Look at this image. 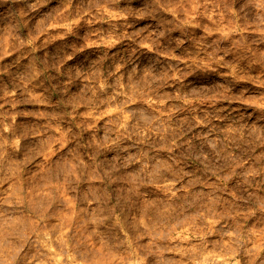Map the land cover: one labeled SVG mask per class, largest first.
Returning <instances> with one entry per match:
<instances>
[{
    "label": "clouds",
    "instance_id": "obj_1",
    "mask_svg": "<svg viewBox=\"0 0 264 264\" xmlns=\"http://www.w3.org/2000/svg\"><path fill=\"white\" fill-rule=\"evenodd\" d=\"M72 4L0 0V264H264V0Z\"/></svg>",
    "mask_w": 264,
    "mask_h": 264
},
{
    "label": "rangeland",
    "instance_id": "obj_2",
    "mask_svg": "<svg viewBox=\"0 0 264 264\" xmlns=\"http://www.w3.org/2000/svg\"><path fill=\"white\" fill-rule=\"evenodd\" d=\"M80 3V0H73V4H72V8L70 9V11H75L77 10V6L79 5ZM54 32L55 31H58V30H53ZM79 31L80 29H76V32L75 34L71 35L69 38L71 39H78L79 38ZM210 39H213V38H210ZM37 43H44L47 47H51L53 45V43H60V41H53L52 43H48V40L45 38V37H40V39L37 41ZM224 44H228L229 46H231V42L230 41H223L222 42V47ZM119 47V46H118ZM252 47H258V48H261V49H264V44H259V45H253ZM90 52H94L96 51L95 49H90L89 50ZM241 67H243V62L241 63L240 65ZM218 71H221V72H225V73H230L231 72V69L228 65H224L222 66L221 68L218 69ZM222 79H231V75L227 76V77H221ZM239 86H247V87H254V85H251V84H245L243 81L240 82ZM28 119H30L31 117H26Z\"/></svg>",
    "mask_w": 264,
    "mask_h": 264
}]
</instances>
